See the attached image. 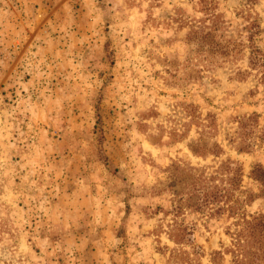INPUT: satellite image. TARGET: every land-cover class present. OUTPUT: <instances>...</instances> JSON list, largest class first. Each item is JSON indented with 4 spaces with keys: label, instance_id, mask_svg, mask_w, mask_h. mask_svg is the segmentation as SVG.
<instances>
[{
    "label": "rangeland",
    "instance_id": "rangeland-1",
    "mask_svg": "<svg viewBox=\"0 0 264 264\" xmlns=\"http://www.w3.org/2000/svg\"><path fill=\"white\" fill-rule=\"evenodd\" d=\"M78 150L108 168L95 214L33 182ZM256 165L264 0H0V264H264Z\"/></svg>",
    "mask_w": 264,
    "mask_h": 264
},
{
    "label": "crops",
    "instance_id": "crops-1",
    "mask_svg": "<svg viewBox=\"0 0 264 264\" xmlns=\"http://www.w3.org/2000/svg\"><path fill=\"white\" fill-rule=\"evenodd\" d=\"M43 102H37L33 107H37L39 110L48 111L51 106L41 104ZM36 109V108H34ZM48 152V151H47ZM31 158L32 155L27 156V158ZM93 157V158H92ZM48 159V164L46 166H42L41 163L36 162V166L34 170L36 173L40 174V171L44 173V176L34 180L33 182L37 183L39 186L41 185L43 188L49 187L54 188V186H59L60 192H66L69 188L76 192L78 196L74 199L76 200V204H72L68 198L66 199L65 205H68L69 211L77 212L79 214L85 213H93L97 212L96 207L101 206L103 204L107 205L104 202L102 196H100L99 188L103 185V180L100 177L102 174L105 173V169L108 170L107 166L104 165H94L92 160L96 161L94 158V154L89 153L88 151H57L56 154H51L46 156ZM51 158V160H50ZM48 167V168H47ZM39 170V171H38ZM94 174V175H93ZM100 184V185H99ZM60 192L56 195V193H51L50 190L47 189L46 192V203L48 205L49 213L47 218L51 221L53 217V212L56 210L57 205L59 204L62 206L61 199L63 195H59ZM71 191H68V194ZM59 195V196H58ZM37 200L39 203H42L38 196ZM59 197V198H58ZM34 198V197H33ZM69 201V203H68ZM36 203V202H35ZM89 204L97 205L95 208L92 209L87 208ZM43 217L44 220L47 219ZM40 219V218H39ZM38 219V221H39ZM41 221V219H40ZM78 222L82 225L78 228V233L74 235L86 236V221L82 223V219H79ZM51 224V223H50ZM117 225V224H116ZM54 225H47V230L50 231V235L53 234L52 232L54 229ZM116 227L113 225H103L97 223V221L92 220L91 227L89 228L96 233H100L101 236H108L110 237V247H114L116 240ZM112 243V244H111Z\"/></svg>",
    "mask_w": 264,
    "mask_h": 264
},
{
    "label": "trees",
    "instance_id": "trees-1",
    "mask_svg": "<svg viewBox=\"0 0 264 264\" xmlns=\"http://www.w3.org/2000/svg\"><path fill=\"white\" fill-rule=\"evenodd\" d=\"M231 161V160H230ZM231 163L233 164L231 166V164L227 163V162H224V164H226L227 166H231V172H232V179L234 182H236L237 180L240 181V176H242L243 174V167H242V164L239 163L238 161H231ZM236 165V166H235ZM255 171H260L261 174H264V167H262L261 165H256V167H254L252 169V174L255 172ZM263 182V181H262ZM34 223V222H33ZM218 251H215V254H217ZM216 260H215V256H214V262L212 264H215Z\"/></svg>",
    "mask_w": 264,
    "mask_h": 264
}]
</instances>
